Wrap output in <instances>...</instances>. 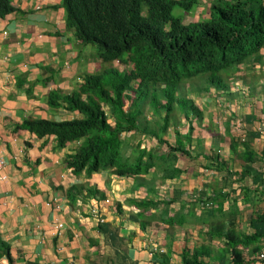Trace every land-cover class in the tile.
Instances as JSON below:
<instances>
[{"label":"crops","instance_id":"0c3cea01","mask_svg":"<svg viewBox=\"0 0 264 264\" xmlns=\"http://www.w3.org/2000/svg\"><path fill=\"white\" fill-rule=\"evenodd\" d=\"M11 1L0 18V264H264V48L219 87L190 89L196 108L178 105L164 145L123 134L128 157L140 145L168 161L181 142L173 169L76 174L66 159L81 141L61 146L23 124L81 118L49 96L72 95L107 63L68 27L62 0Z\"/></svg>","mask_w":264,"mask_h":264},{"label":"trees","instance_id":"16d2710c","mask_svg":"<svg viewBox=\"0 0 264 264\" xmlns=\"http://www.w3.org/2000/svg\"><path fill=\"white\" fill-rule=\"evenodd\" d=\"M62 4L68 27L83 44L96 45L105 62L120 60L132 67L124 72L106 70L114 74L109 81L104 73L88 76L80 90L66 98L59 92L50 94L51 107L64 102L81 118L23 124L40 136H56L61 146L81 141L77 152L66 159L76 174L101 167L115 168L119 176L144 175L157 165L165 171L173 169L181 142L170 146L168 161L140 145L136 155L128 157L123 134L140 130L164 145L174 107L181 103L183 110L196 108L178 96L181 83L207 77V88L219 87L242 64L260 57L264 48V0H214L210 17L198 21L174 14L176 7L191 13L198 0H62ZM14 10L11 0H0V18ZM127 89L138 97L125 110ZM147 105L162 124L154 126L143 118ZM165 108L169 111L162 117Z\"/></svg>","mask_w":264,"mask_h":264},{"label":"rangeland","instance_id":"374dc122","mask_svg":"<svg viewBox=\"0 0 264 264\" xmlns=\"http://www.w3.org/2000/svg\"><path fill=\"white\" fill-rule=\"evenodd\" d=\"M199 5H197L196 7H195V9L196 10H193L191 13H184V10L182 9V8H180V7H176L175 9H174V14L176 15V16H179V17H184V19H185V21H198L199 19H201V18H204V17H208L209 16V11H210V7H211V5H210V3L212 4V0H199ZM91 46L97 51L98 50V48H97V46L96 45H94V44H91ZM125 57H127V55H125L124 56V58ZM119 67H121L120 65H119ZM107 68H108V71H110V70H116L115 68H117V66H116V62H115V64L114 63H112V62H108V64H107ZM130 69H122V70H118V71H120V72H124V71H129ZM106 72V73H104L105 74V79L107 80V81H109L111 78H113L114 77V74H111V72ZM101 74V73H100ZM206 80H207V77H197V78H195V79H192V80H188V81H186L185 83H181L179 86H178V88H177V90L179 89V91H180V93H178V96L179 97H181L182 96V98L184 97V99H187L188 98V90H187V87L188 86H191V87H193V88H196L197 86H199V87H206L207 88V86L205 85V84H203L204 82H206ZM227 80H228V78H226V82H227ZM106 83V82H105ZM107 85H111V84H109V83H106ZM113 89H115V87H113L112 86V88H111V91H113ZM176 90V91H177ZM127 93H129L130 94V96H129V98L132 100H137V97H138V94L137 93H135V92H129V90H127L126 91ZM181 105V103L179 104V106ZM140 106V105H139ZM138 106V108H140ZM175 108V111L174 112H176V111H178V110H180V107H178V108H176V107H174ZM145 109V108H144ZM166 111V112H165ZM165 111H163L162 112V114L164 115L165 113H167L168 111H169V109L168 108H165ZM144 113H145V110H144ZM171 113H172V111H171ZM172 117V116H171ZM155 118V117H154ZM154 121H157V119L156 120H154ZM152 125H154V122L153 123H151Z\"/></svg>","mask_w":264,"mask_h":264},{"label":"clouds","instance_id":"9594fccd","mask_svg":"<svg viewBox=\"0 0 264 264\" xmlns=\"http://www.w3.org/2000/svg\"><path fill=\"white\" fill-rule=\"evenodd\" d=\"M11 3H12V1H11ZM13 5V4H12ZM14 7V6H13ZM11 14V13H10ZM88 45H91V44H88ZM97 54H98V50H97ZM99 57V56H98ZM100 58V57H99ZM100 59H102V58H100ZM103 60V59H102ZM103 62H105L104 60H103ZM115 62H116V66H117V68H115L116 70H122V69H130L131 70V66L129 65V64H126V63H124V62H122V61H120V60H115V61H113L112 63H114L115 64ZM105 63H107L108 64V62H105ZM119 65L121 66V67H119ZM106 70H108V68L106 69ZM106 70H104V72L106 71ZM104 72H101V74H103ZM98 74H100V73H97V74H95V75H98ZM94 75V74H93ZM192 80V79H191ZM203 84H205L206 85V83L204 82ZM197 87H199V86H197ZM203 88V90L204 89H207L206 87H202ZM212 88V87H211ZM193 90V89H195V88H193V87H191V86H188L187 87V90H188V95H189V90ZM127 90H129V92H134V91H131L130 89H127ZM126 90V91H127ZM125 91V94H124V101H125V105H124V109L125 110H128L132 105H133V102H134V100L132 99H130L129 98V96H130V94L129 93H127ZM180 93V92H179ZM182 97V96H181ZM185 97V96H184ZM183 97V98H184ZM187 100H190V98H187ZM145 108H150V105H147V106H145ZM105 109H106V112L108 113V116H110V109H109V107H105ZM151 111L153 112V110H152V108H151ZM174 114V113H173ZM166 116V113H165V115L163 116V117H165ZM109 118H111V116L109 117ZM155 118H157V116H155ZM148 121V120H147ZM159 123H163L161 120H160V122ZM154 126H157V122H154ZM0 172H2V171H0ZM3 179H7V178H3ZM96 211V210H95Z\"/></svg>","mask_w":264,"mask_h":264},{"label":"built area","instance_id":"2783aa9c","mask_svg":"<svg viewBox=\"0 0 264 264\" xmlns=\"http://www.w3.org/2000/svg\"><path fill=\"white\" fill-rule=\"evenodd\" d=\"M6 167V162H5V158L3 157L1 151H0V171H3ZM3 178H6V176H4ZM93 212L95 213L96 211L93 210ZM59 228L63 227V224H59L58 225ZM154 252H164L163 248L160 247H154L151 250V254H153ZM262 258H264V255H261Z\"/></svg>","mask_w":264,"mask_h":264},{"label":"bare ground","instance_id":"6f19581e","mask_svg":"<svg viewBox=\"0 0 264 264\" xmlns=\"http://www.w3.org/2000/svg\"><path fill=\"white\" fill-rule=\"evenodd\" d=\"M241 16V15H240ZM214 51V50H213Z\"/></svg>","mask_w":264,"mask_h":264}]
</instances>
